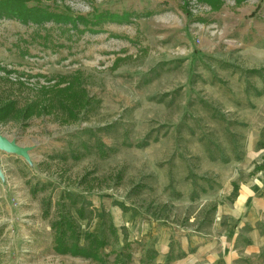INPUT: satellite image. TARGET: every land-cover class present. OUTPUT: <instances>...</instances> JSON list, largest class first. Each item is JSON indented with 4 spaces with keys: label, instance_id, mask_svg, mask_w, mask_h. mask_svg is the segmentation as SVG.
<instances>
[{
    "label": "rangeland",
    "instance_id": "rangeland-1",
    "mask_svg": "<svg viewBox=\"0 0 264 264\" xmlns=\"http://www.w3.org/2000/svg\"><path fill=\"white\" fill-rule=\"evenodd\" d=\"M28 5L57 20L0 15V133L26 150L0 148V264H210L242 241L264 206V0ZM90 233L103 263L56 251Z\"/></svg>",
    "mask_w": 264,
    "mask_h": 264
},
{
    "label": "trees",
    "instance_id": "trees-1",
    "mask_svg": "<svg viewBox=\"0 0 264 264\" xmlns=\"http://www.w3.org/2000/svg\"><path fill=\"white\" fill-rule=\"evenodd\" d=\"M31 1L32 0H0V15H10L21 22H32L36 24L43 23L44 21H51L52 19L57 20L53 13L45 9L42 10L39 5L37 7L29 6L28 3ZM67 17L71 19L70 16H66V18ZM61 19L64 20L62 17ZM66 225L68 226L69 223ZM67 230L69 231L70 229H62L61 233L67 232ZM58 239L56 245V251L58 253L80 254L88 258L91 257L100 263L104 262L100 255V250L103 249L106 242L104 239L102 240L99 235L94 233L88 234L87 248H82L78 245V237L71 245L67 243L66 239L60 237Z\"/></svg>",
    "mask_w": 264,
    "mask_h": 264
},
{
    "label": "crops",
    "instance_id": "crops-1",
    "mask_svg": "<svg viewBox=\"0 0 264 264\" xmlns=\"http://www.w3.org/2000/svg\"><path fill=\"white\" fill-rule=\"evenodd\" d=\"M254 213L250 214L247 223L242 224L250 227H244L242 241L235 239L234 233H228L223 253L214 257L210 264H264V206L261 213Z\"/></svg>",
    "mask_w": 264,
    "mask_h": 264
},
{
    "label": "water",
    "instance_id": "water-1",
    "mask_svg": "<svg viewBox=\"0 0 264 264\" xmlns=\"http://www.w3.org/2000/svg\"><path fill=\"white\" fill-rule=\"evenodd\" d=\"M0 148L8 152H17L21 154H26V150L15 145L12 141L9 142L1 133H0Z\"/></svg>",
    "mask_w": 264,
    "mask_h": 264
}]
</instances>
